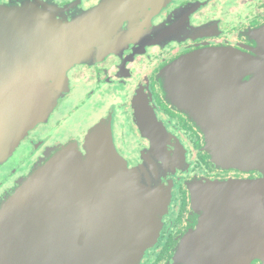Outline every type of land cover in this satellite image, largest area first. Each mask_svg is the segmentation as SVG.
<instances>
[{"label":"water","instance_id":"obj_1","mask_svg":"<svg viewBox=\"0 0 264 264\" xmlns=\"http://www.w3.org/2000/svg\"><path fill=\"white\" fill-rule=\"evenodd\" d=\"M96 14L68 22L30 2L0 5V160L48 120L69 89L68 70L111 48L116 26ZM249 38L244 50L186 53L159 75L212 163L255 174L187 182L195 222L174 264H264V24ZM139 120L153 139L145 163L130 168L106 119L89 130L85 153L68 143L19 181L0 204V264H141L171 204L161 176L180 156L166 151L170 134L154 115L144 109Z\"/></svg>","mask_w":264,"mask_h":264},{"label":"flooded vegetation","instance_id":"obj_2","mask_svg":"<svg viewBox=\"0 0 264 264\" xmlns=\"http://www.w3.org/2000/svg\"><path fill=\"white\" fill-rule=\"evenodd\" d=\"M28 2L68 22L92 21L96 12L95 19L107 17L116 28L108 39L111 48L101 57L68 70L69 89L48 121L37 124L8 164L0 166L9 169L0 181V204L55 148L75 143L85 153L89 130L106 119L112 122L116 148L130 168L145 163L153 149V139L139 120L145 109L169 132L166 151L178 150L180 159L161 176L172 187L171 204L157 243L141 264H174L176 245L195 222L187 182L195 177L238 179L255 174L212 163L203 134L165 99L159 75L174 60L198 49L244 50V45H253L249 34L264 24V0H0V5ZM22 150V159L12 167L11 161ZM157 163L164 162L159 158Z\"/></svg>","mask_w":264,"mask_h":264},{"label":"rangeland","instance_id":"obj_3","mask_svg":"<svg viewBox=\"0 0 264 264\" xmlns=\"http://www.w3.org/2000/svg\"><path fill=\"white\" fill-rule=\"evenodd\" d=\"M61 99V98H60ZM58 104V103H57ZM57 106V105H56ZM197 106V105H196ZM193 108L195 109V110H197V112L199 111V109H200V107H195V105L193 106ZM55 109V108H54ZM54 111V110H53ZM52 111V112H53ZM178 112H180V113H182V114H184L185 116H187L186 115V113H184V111H182V110H177ZM52 112L50 113V115L52 114ZM50 115H49V117H50ZM49 117H48V119H49ZM189 118V117H188ZM48 121V120H47ZM46 121V122H47ZM191 121V120H190ZM192 122V121H191ZM40 123H42V122H40ZM193 123V122H192ZM194 125H197L196 124V122H194L193 123ZM35 128V127H34ZM33 128V129H34ZM33 129H31L30 131H32ZM30 131L28 132V134L30 133ZM28 134H26L25 135V137L21 140V142L25 139V138H27L28 137ZM21 142H19V144H18V146L16 147V149L20 146V144H21ZM63 147V146H62ZM62 147H60V148H62ZM60 148H55V150H54V152H56V150H58V149H60ZM16 149H15V151H16ZM14 151V152H15ZM24 150H22V151H17V153H16V155H15V157L16 158H14V160H12L11 162H13L12 164H11V166L13 167L14 165V162H18L19 160H20V158L22 159V155L24 154V152H23ZM14 152H12V153H10L9 155H7V156H3L2 158H1V160H0V166L2 165V164H8V160L13 156V154H14ZM9 168H10V166H9ZM8 171H9V169L7 170V169H3V170H0V181L2 180V182H3V178L5 177V175H6V173H8ZM21 180V179H20ZM19 180V181H20ZM19 181H18V183H19ZM18 183H17V185H18Z\"/></svg>","mask_w":264,"mask_h":264}]
</instances>
